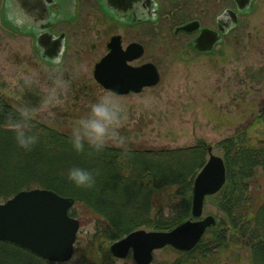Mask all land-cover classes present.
Instances as JSON below:
<instances>
[{
    "label": "rangeland",
    "instance_id": "rangeland-1",
    "mask_svg": "<svg viewBox=\"0 0 264 264\" xmlns=\"http://www.w3.org/2000/svg\"><path fill=\"white\" fill-rule=\"evenodd\" d=\"M188 3L194 7L181 10L175 23L154 29L121 27L107 33L103 25L89 23L84 29H70L63 61L52 65L36 55L32 37L10 29L0 0V95L11 105L28 96L37 99L33 108L29 106L33 117L70 135L78 134L80 121L91 116L102 96H108L121 108V122L104 145L142 150L203 145L223 158L217 145L250 126L264 106V0H254L249 12L239 16L238 26L207 55L194 54L188 47L191 37H175L174 28L193 19L215 26L221 13L232 7L231 1ZM115 35L122 37L124 49L133 42L143 45V57L131 65L154 64L160 74L156 87L122 97L105 92L94 81V65L106 55V44ZM250 128L253 140H264V125ZM208 216L217 220L220 213L206 200L203 218ZM88 229L80 228L77 238ZM237 253L240 264H249L247 249ZM176 257L174 250L165 248L154 252L152 264H170Z\"/></svg>",
    "mask_w": 264,
    "mask_h": 264
},
{
    "label": "trees",
    "instance_id": "trees-1",
    "mask_svg": "<svg viewBox=\"0 0 264 264\" xmlns=\"http://www.w3.org/2000/svg\"><path fill=\"white\" fill-rule=\"evenodd\" d=\"M36 101L28 96L11 105L0 95V203L32 189L72 198L70 216L89 229L77 238L67 264H117L108 250L111 243L145 228L170 231L191 218L205 146L142 150L89 144L78 134L40 124L29 109ZM257 124L264 125V106L250 126L217 145L226 182L207 200L220 218L193 250L175 251L170 264H240L242 248L250 252L249 264H264V140L249 135ZM72 168L90 172L93 185L77 186L68 178ZM0 264L54 263L0 242Z\"/></svg>",
    "mask_w": 264,
    "mask_h": 264
},
{
    "label": "water",
    "instance_id": "water-1",
    "mask_svg": "<svg viewBox=\"0 0 264 264\" xmlns=\"http://www.w3.org/2000/svg\"><path fill=\"white\" fill-rule=\"evenodd\" d=\"M252 0H243L239 9L244 11ZM236 2L239 4L238 0ZM233 22L237 16L231 12ZM199 30L198 23H192L176 30L192 33ZM206 32L212 33L208 36ZM215 33L201 32L197 44H205L201 51L211 52L218 42ZM48 46H53L47 40ZM109 53L94 67L93 78L105 91L117 96L139 94L145 88L159 84L160 76L156 67L146 64L131 67L129 64L143 56V48L131 44L121 47L120 37H113L108 44ZM199 50V49H198ZM62 38L55 42L54 50L47 56L49 60L60 58ZM226 181V170L222 158L208 149V161L196 176L193 186L192 219L168 232H146L139 230L112 244L111 255L125 260L131 252L134 264H152L153 254L166 247L179 252H188L196 247L207 229L216 225L213 217L201 220L205 199L218 194ZM74 200L62 197L50 190L34 189L21 191L0 204V242L20 248L33 256L52 263H67L74 254L80 224L70 217Z\"/></svg>",
    "mask_w": 264,
    "mask_h": 264
},
{
    "label": "flooded vegetation",
    "instance_id": "flooded-vegetation-1",
    "mask_svg": "<svg viewBox=\"0 0 264 264\" xmlns=\"http://www.w3.org/2000/svg\"><path fill=\"white\" fill-rule=\"evenodd\" d=\"M229 1L232 7L226 8L221 13L215 20V26L202 25L199 20L193 19L175 26L173 35L177 37L183 34L191 37L188 47L196 55L200 53L195 50L205 48V44L201 47L202 44L196 43L201 30L215 33L217 37L219 36L218 42L222 39V43L232 31L230 30L232 26L230 24L233 22L231 12L236 13L243 0H238L239 4L236 0ZM188 4V0H3L2 10L7 16L10 29L18 30L34 39L36 55L42 58L51 55L56 39L59 38H62V56H64L70 29H84L88 23L96 26L103 25L108 30L107 33L121 27L154 29L156 25L167 26V24L175 23V18L181 10L194 7ZM197 6L201 5H195L193 9L196 10ZM165 10L168 15L163 16ZM197 10L200 11V9ZM192 22L199 23V31L175 34L177 28ZM61 28L63 31H57ZM206 34L213 36L209 32ZM47 40H51L53 46H48ZM62 59L54 64H60Z\"/></svg>",
    "mask_w": 264,
    "mask_h": 264
},
{
    "label": "clouds",
    "instance_id": "clouds-1",
    "mask_svg": "<svg viewBox=\"0 0 264 264\" xmlns=\"http://www.w3.org/2000/svg\"><path fill=\"white\" fill-rule=\"evenodd\" d=\"M121 122V108L108 96H102L92 106L91 116L80 121L81 128L78 129V140L83 139L89 144L104 145L106 139L114 136V129ZM23 146V145H22ZM82 145L77 143L75 148L82 150ZM68 178L77 186L91 187L94 178L90 172L81 168H72Z\"/></svg>",
    "mask_w": 264,
    "mask_h": 264
}]
</instances>
